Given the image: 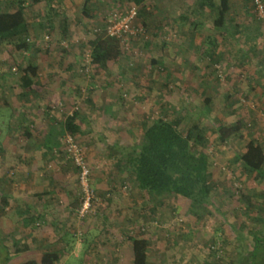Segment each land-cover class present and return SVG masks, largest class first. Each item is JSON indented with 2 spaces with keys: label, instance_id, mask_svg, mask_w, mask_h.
<instances>
[{
  "label": "rangeland",
  "instance_id": "1",
  "mask_svg": "<svg viewBox=\"0 0 264 264\" xmlns=\"http://www.w3.org/2000/svg\"><path fill=\"white\" fill-rule=\"evenodd\" d=\"M24 1L31 49L0 45V146L11 144L8 154L0 148V182L10 176L11 187L17 172L27 184L20 189L25 195L48 193L57 207L72 202L79 217L84 192L80 169L68 152L71 136L95 194L92 211L79 217L98 228L88 244L102 243L103 230L111 229L110 241L121 244L118 258L122 254L129 260L131 250L122 245L140 237L149 242L148 264H231L241 249L252 247V233L264 236L258 219L264 217V173L245 172L238 161L251 140L264 149V19L252 0H230L223 29L207 10L193 13L195 0H144L141 5L92 0L86 16V0H71L68 10V0ZM48 3L60 5L56 14ZM16 5L17 0H1L3 10ZM133 5L140 10L136 24L146 34L122 44L120 55L98 68L92 42L113 12ZM64 22L66 34L61 33ZM29 64L56 72L75 69L72 90L62 85L45 98L23 91L22 70ZM59 77L50 84L61 82L64 76ZM74 112L79 131L72 135L64 125ZM159 118L178 120L184 134L194 125L199 128L203 140L191 142V148L208 154L211 187L202 217L192 213L188 199L152 200L128 168L146 128ZM238 123L242 130L223 143L217 127ZM36 223L32 233L38 235L46 226ZM7 229L0 222V235ZM24 231L4 241L22 248L29 238Z\"/></svg>",
  "mask_w": 264,
  "mask_h": 264
},
{
  "label": "trees",
  "instance_id": "2",
  "mask_svg": "<svg viewBox=\"0 0 264 264\" xmlns=\"http://www.w3.org/2000/svg\"><path fill=\"white\" fill-rule=\"evenodd\" d=\"M38 1V0H34ZM86 0L84 14L90 9ZM144 0H135L141 5ZM253 1V0H252ZM254 3V1H253ZM25 1L17 0V9L3 10L0 0V45H12L16 50L28 51L29 23L25 12ZM194 14H201L206 10L209 18L215 20L219 29L226 27V17L231 9L230 0H195ZM145 10V8L143 7ZM140 16V10H139ZM196 26V25H195ZM122 42L119 39L107 37L105 30L98 34L92 42V61L98 68H106L110 60L116 59L121 51ZM215 54L211 55L214 59ZM38 67L29 64L22 70L21 78L25 90H29L37 77ZM78 113L67 117L65 129L70 134H76L79 126L76 121ZM179 121L165 118L156 119L146 128L144 142L137 156L129 159L128 166L132 172L138 188L146 192L152 200H161L169 196H178L191 201V211L196 217H202V210L207 198L210 197L211 187L208 180L210 159L205 151H192L191 142H200L202 135L198 126L194 125L186 134L179 130ZM238 124L232 126L220 125L217 135L223 143L229 142L240 131ZM197 132V133H195ZM245 172L264 173V149L254 140L246 145V150L238 157ZM5 198L0 199L1 206ZM264 223V217L258 218ZM253 245L250 249H241L239 256L231 264H264V236L252 233ZM133 264H148L149 242L144 238H132ZM11 254L8 247L0 240V264H7ZM58 257L55 254H45L42 263L53 264ZM24 264H37L29 261Z\"/></svg>",
  "mask_w": 264,
  "mask_h": 264
},
{
  "label": "crops",
  "instance_id": "3",
  "mask_svg": "<svg viewBox=\"0 0 264 264\" xmlns=\"http://www.w3.org/2000/svg\"><path fill=\"white\" fill-rule=\"evenodd\" d=\"M48 5L51 10H54L55 14L60 8L58 4H52L50 6L48 3ZM70 5H72L71 0H68V4H64L67 10ZM65 7L62 6L64 9ZM47 26L50 27L51 24ZM31 27L33 26L31 25ZM67 31L68 28L64 22L61 33L66 34ZM59 75H63L64 77L61 82H56V79L60 81ZM76 75H78V72L70 66L63 70H57V72L55 69L38 68L37 76H40L38 78L39 82L34 83L30 89L35 92L37 91V96H40L42 93L44 98L49 96V91L61 90L63 88L62 85L72 90L71 85H74V82L71 78ZM53 80H56L55 84L51 85L50 82ZM23 91L26 92L27 90L23 89ZM7 138L10 139L11 137L9 136ZM0 148L8 154L11 151V144L5 142ZM5 167H10L9 170L11 171L15 170L11 168L14 165L7 164ZM15 176L14 182L11 184L14 192H9L11 187H7L8 184L6 182L10 176H4V179H1L0 182L1 187L5 185L2 189L0 188V199L5 198V204L1 206L0 210V222L2 224L4 223L5 227H8L7 232L5 231L4 234L0 235V240L8 247L11 254L10 261L7 264H24L29 261L43 264L42 259L45 254H55L58 257L53 264H133L131 243L129 245L126 242L122 245L131 250L129 260H125L122 254L120 258L117 257L120 250L119 245L121 244L110 241L109 235H111V229L110 231L103 230L104 232L102 234L104 235L102 236L103 239H101L104 242L88 244L87 239L90 236L92 237V235L96 236L95 231L98 229L95 227L93 221L90 219L80 221L74 206L71 205L72 202H65L66 199H63L65 203L62 206L57 207L55 205V196L48 195V193L46 196H42V198L36 196L35 198L34 192L32 191H29V194L27 193L25 195L20 189H27V184L22 182L19 173L16 172ZM59 203L61 202L59 201ZM35 221H37V225H39V222H42L46 226L38 235L32 233L33 228H35ZM20 229H25L24 237H29L27 245L21 248L20 246L8 244L4 241L8 239L7 236L11 239L14 234L17 235ZM77 236H82L83 240L79 239L78 242H75V237ZM124 247H122V250ZM95 251L96 253H94Z\"/></svg>",
  "mask_w": 264,
  "mask_h": 264
},
{
  "label": "built area",
  "instance_id": "4",
  "mask_svg": "<svg viewBox=\"0 0 264 264\" xmlns=\"http://www.w3.org/2000/svg\"><path fill=\"white\" fill-rule=\"evenodd\" d=\"M256 13L259 19H264V1L253 0ZM139 18V8L133 5L123 11L113 12L107 20L105 26V34L107 37L119 39L122 44L128 46L130 41L134 38L144 36L146 30L143 26L136 24ZM68 152L73 155V159L80 169V181L83 187L84 195L81 200V206L78 210L80 218L88 215L93 208L95 201L94 191L89 185L90 170L84 157L80 153L79 148L75 144L73 138L68 136L66 139Z\"/></svg>",
  "mask_w": 264,
  "mask_h": 264
}]
</instances>
